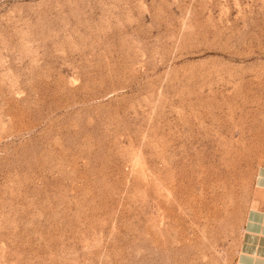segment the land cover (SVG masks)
I'll use <instances>...</instances> for the list:
<instances>
[{
	"label": "rangeland",
	"instance_id": "obj_1",
	"mask_svg": "<svg viewBox=\"0 0 264 264\" xmlns=\"http://www.w3.org/2000/svg\"><path fill=\"white\" fill-rule=\"evenodd\" d=\"M264 167V0H0V264H233Z\"/></svg>",
	"mask_w": 264,
	"mask_h": 264
},
{
	"label": "crops",
	"instance_id": "obj_2",
	"mask_svg": "<svg viewBox=\"0 0 264 264\" xmlns=\"http://www.w3.org/2000/svg\"><path fill=\"white\" fill-rule=\"evenodd\" d=\"M233 264H264V167L253 177V189Z\"/></svg>",
	"mask_w": 264,
	"mask_h": 264
}]
</instances>
